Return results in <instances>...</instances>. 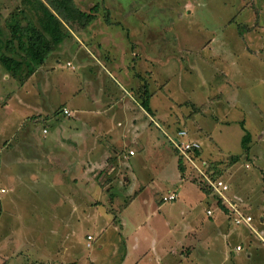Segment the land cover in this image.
<instances>
[{"label":"crops","instance_id":"0c3cea01","mask_svg":"<svg viewBox=\"0 0 264 264\" xmlns=\"http://www.w3.org/2000/svg\"><path fill=\"white\" fill-rule=\"evenodd\" d=\"M226 27L221 28L220 40H215L219 46L230 39ZM236 40L234 47L232 39L226 50L220 47L226 59L221 56V71L234 78L233 84L244 82L248 89L249 79L243 77L251 75L247 65L261 69L255 75L264 76V48L245 46L239 35ZM252 42L264 46V34ZM86 52H77L81 59L66 58L75 70L49 56L28 79L25 89L31 97L27 99L20 96L24 82L13 81L0 65V254L8 241L9 252L18 245L23 255L18 257L14 251L10 263L4 264H264V244L259 239L264 243V227L253 219L257 213L264 218L260 190L264 189V130L248 147L253 158L240 160L243 137L229 107L241 95H232L230 102L221 99L226 109L210 115L211 126L203 132L200 118L193 115L199 126L195 131L189 125L184 139L200 147L191 152L190 161L166 139V135L176 137L177 130L170 124L175 117L151 85L157 83L155 65L162 54L150 55L155 58L153 73L147 56L130 52L131 64L123 73L114 63L94 61V53ZM106 72L114 79L129 72V88L101 86L98 78ZM137 93L141 104L135 107ZM164 123L170 126L161 128ZM201 140H215V144L205 147ZM213 153L221 158H213ZM232 156L237 157V166L230 162ZM236 171L250 178L240 177L234 184L231 178ZM201 173L228 184L224 198L205 186ZM21 189L40 200L38 207L30 203L25 214L33 212L34 219L40 220L44 212L49 223L17 234V229L22 231L18 220L26 203L22 208L16 205L26 201L14 199ZM170 193L175 199L162 198ZM230 204L251 215V222L235 224ZM84 225L90 231L85 233ZM25 232L35 237H26ZM57 238L60 247L52 257L55 250L45 244ZM3 256L8 261L9 256Z\"/></svg>","mask_w":264,"mask_h":264},{"label":"rangeland","instance_id":"374dc122","mask_svg":"<svg viewBox=\"0 0 264 264\" xmlns=\"http://www.w3.org/2000/svg\"><path fill=\"white\" fill-rule=\"evenodd\" d=\"M39 1L46 4L52 11L48 0H0V27L4 28L7 33L9 14L16 8H25L27 15L33 16L35 15L33 13H39ZM74 2L80 10L86 12L94 4L99 3V10L84 30L77 31L68 28L69 35L56 49L51 51L49 54V56H53L51 59L58 58L60 61L65 62L66 68L70 67L75 70L70 63H67L66 58L77 56L81 59L77 52L87 53L86 51H91L95 55L92 56L94 61L98 58L104 63L109 61L114 63L118 70L125 73L126 64H131L130 52H134L138 56H147L148 70H152L155 73L153 70L154 57H158V53H160L162 54L160 56L161 59L158 58L155 65V68H159L156 72L157 83L152 82L151 85L158 92V100L168 104L166 108L175 117V121L170 123L175 130L178 131L180 127L183 128L184 126V129H186L190 125L197 131L199 122L194 120V115L197 119L200 118L201 127L204 128L201 130L203 132L211 126L210 115H219L221 110L226 109L220 102L221 99L228 101L235 94L241 95L239 97L241 100L238 99L233 107H229L230 113L232 117L238 118L237 123L241 128L240 132L238 131L240 137L249 133L246 143L242 139L241 144L243 145L244 143V145L249 147L252 140H254L253 137L255 138L259 131L264 130V76L261 75V72L259 76L255 75L261 69H253L251 67L252 64H246L248 68H251L248 71L251 75L243 77L249 79V88H246L244 82L235 85L232 81L234 78L230 79L229 76L221 71L222 55L220 54V47L221 50H226L230 47V39L234 43L233 47L237 44L236 35L241 36L244 40L249 39L247 43L243 40V44L251 49L259 50L264 48L263 43L252 42L258 35L264 34V27H261L264 26V0H74ZM193 8H196V10H191ZM224 24L228 25L225 29L227 33H225L230 39L227 44L224 42L219 46L217 41L220 40V35L223 34L220 31ZM233 47L231 46V48ZM150 55L154 57L150 58ZM101 56L103 57L101 58ZM89 59L92 60L91 57ZM162 60L163 65L161 64ZM222 60L226 59L222 56ZM162 66L163 68H161ZM255 68H257L256 65ZM137 69L139 68L137 67ZM127 74L130 75L129 72ZM131 75L129 77L126 75L124 78L123 74H120L114 79L109 75V72H106L102 73L98 80L101 86L105 88L109 86L111 89L113 84L129 88V80H132ZM31 76L28 78L29 80ZM107 76L111 78L109 83L106 81ZM28 79L24 81V89L20 92V96L25 99L31 97V92L27 93L25 89L26 85L29 84L27 82ZM112 79L118 82L114 83ZM133 81L137 83L138 80ZM160 83L163 84L159 86ZM142 84L143 81L141 86ZM0 87L2 86L0 85ZM106 89L108 90V87ZM114 93V97L117 98L119 94L116 90ZM5 97L9 99V96L5 95ZM134 101L135 107L137 106L136 103L141 104V97L138 93L135 95ZM147 112L150 113L149 111ZM26 124L24 123L25 126ZM170 124L164 123L160 127L168 128ZM238 126L233 125L231 128L238 130ZM212 134L218 136L214 133ZM214 141L201 140L205 147L214 145ZM250 154L248 150H242L240 160H243V157L244 159L246 157L248 159L253 158V155ZM212 157L221 158L217 153L215 155L213 153ZM236 159L232 163L237 166L239 162ZM109 160L110 158L107 161ZM232 163L225 167V170L229 169ZM249 166L252 167V164L249 163ZM251 167H245V170L249 172L252 170ZM164 174L167 175L166 173ZM240 177L242 179L244 177L245 179L250 178L249 175L236 171L232 175L231 180L236 183ZM104 179V175L101 174L99 180L103 181ZM260 180L263 182L262 177L259 178ZM262 188L260 190H262L264 195V189ZM25 190L21 189L20 193L17 192L14 198L15 200H26L16 202V205L21 208L26 202L22 210L23 215L18 220L22 231L17 229V234L18 231L30 230L33 225L39 224L43 226L44 223H49L44 212H41L43 215L40 220L34 219L35 215L33 212L25 214V212H29L30 203L36 207L40 204V200H34L28 194V191ZM10 195L8 193L5 196ZM263 195L262 197H264ZM253 219L258 226L262 225L264 227V218H261L260 215L258 217V213L253 216ZM84 226L85 233L90 231L89 226ZM2 228L0 226V236L2 235ZM24 235L30 238L35 237L28 232H25ZM15 237L18 240L17 235ZM259 239L263 242V238ZM261 241L260 243L264 244ZM6 242H4V247L1 246L4 252L0 254V264L10 263L14 251L18 257L19 255L23 256L20 252L22 247L19 249L17 245L9 252L12 244ZM59 242V238L56 241H46L45 246L55 250L52 257L56 255V250L60 247ZM40 251L44 253L47 249H41ZM3 255L9 256L8 261L2 259V257L4 258ZM64 255L62 256L63 258Z\"/></svg>","mask_w":264,"mask_h":264},{"label":"trees","instance_id":"16d2710c","mask_svg":"<svg viewBox=\"0 0 264 264\" xmlns=\"http://www.w3.org/2000/svg\"><path fill=\"white\" fill-rule=\"evenodd\" d=\"M48 1L52 11L40 1L39 13L33 16L27 15L25 8H16L9 14L7 33L0 27V65L13 81H26L66 39L68 28L84 30L99 10V3L86 12L80 10L74 0ZM248 138L249 133L243 136V142ZM166 139L169 140L168 135ZM244 143L243 149L248 150ZM236 158L232 156L229 160L232 162Z\"/></svg>","mask_w":264,"mask_h":264},{"label":"built area","instance_id":"2783aa9c","mask_svg":"<svg viewBox=\"0 0 264 264\" xmlns=\"http://www.w3.org/2000/svg\"><path fill=\"white\" fill-rule=\"evenodd\" d=\"M64 113L69 114L67 109H64ZM46 132V129L43 130ZM187 132L184 129H180L176 133V137H172L168 135L170 143L179 151V153L187 160H192L191 158V152L195 149H199V144L196 141L192 140H185L184 136H186ZM129 153L132 154L133 150H129ZM201 179L204 181L205 184L210 188L214 193H216L219 197L224 198V192L228 189V184H226L221 179H212L209 175L206 173H201ZM164 200H173L175 199V194L170 193L166 194L162 197ZM230 208V216L232 221L235 224H242L246 223L249 224L252 220V217L250 215L244 214L241 212L234 204L229 205ZM207 213L210 214L211 210L208 209ZM237 249H240V246H237Z\"/></svg>","mask_w":264,"mask_h":264}]
</instances>
